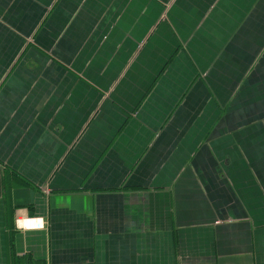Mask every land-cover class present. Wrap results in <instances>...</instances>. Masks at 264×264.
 I'll use <instances>...</instances> for the list:
<instances>
[{
  "label": "crops",
  "instance_id": "crops-1",
  "mask_svg": "<svg viewBox=\"0 0 264 264\" xmlns=\"http://www.w3.org/2000/svg\"><path fill=\"white\" fill-rule=\"evenodd\" d=\"M0 264H264V0H0Z\"/></svg>",
  "mask_w": 264,
  "mask_h": 264
},
{
  "label": "built area",
  "instance_id": "built-area-1",
  "mask_svg": "<svg viewBox=\"0 0 264 264\" xmlns=\"http://www.w3.org/2000/svg\"><path fill=\"white\" fill-rule=\"evenodd\" d=\"M29 220H31V219L18 218L16 220V225L20 229L24 225V223H27ZM33 222L34 223H33V226H31V228H33V229H41V230L45 228V224H44V222L42 220L33 218Z\"/></svg>",
  "mask_w": 264,
  "mask_h": 264
}]
</instances>
